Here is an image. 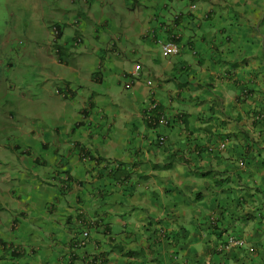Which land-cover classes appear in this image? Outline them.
<instances>
[{
  "label": "crops",
  "instance_id": "1",
  "mask_svg": "<svg viewBox=\"0 0 264 264\" xmlns=\"http://www.w3.org/2000/svg\"><path fill=\"white\" fill-rule=\"evenodd\" d=\"M147 1L91 33L65 78L75 96L46 90L24 142L40 168L0 190L9 264H264V0ZM172 38L180 54L162 58ZM150 92L168 126L144 121Z\"/></svg>",
  "mask_w": 264,
  "mask_h": 264
},
{
  "label": "clouds",
  "instance_id": "2",
  "mask_svg": "<svg viewBox=\"0 0 264 264\" xmlns=\"http://www.w3.org/2000/svg\"><path fill=\"white\" fill-rule=\"evenodd\" d=\"M56 1H60V0H56ZM80 3V9L77 13L73 14L70 13V19H66V17L64 18L65 15H62L61 13L55 11V15H53L52 17H57L58 19L56 21L51 22L47 27H48V34L46 35V39L42 38L44 40L49 41L52 45H57V57L59 58L57 64H53L52 62L46 61L45 59L43 60L40 56H41V52L43 49H45V45L44 44H39L38 46L36 45L35 48H29L27 43L24 40L15 42L14 45L16 47V49L18 51L22 50L24 51L22 48L24 47V44L27 48V50L30 51H35L32 52V54H35L38 58L40 57L41 62L37 63V62H31V61H26L25 58H21L18 57L19 60H15L12 61L11 59L8 60V62H12L14 63L12 66H7L2 64L3 67H6L7 69H13L16 68L17 66H19V68L23 69V72L18 71L19 74H15L14 76H16L17 78H19L20 80H25L26 84H27V89L30 91L31 96L34 98V100L32 101V105L35 108V111L33 113L32 119L28 120L27 118H25L24 116H20L17 119L15 118L14 114L11 111L6 112V110L4 108H6V104H4L3 108H2V113L4 114L6 120L8 121V124H4V125H0V140H3L6 136V134H8V138L7 140V144L2 146L0 145V157L2 158L1 162L6 163L9 165V169H8V173L10 174L11 179L5 178L4 175H2L3 170H0V190H2L4 192L5 195L9 194V195H14V188L18 187V183H19V179L17 178L16 175H14V171L15 168L14 167H20V169L22 170L24 166V168H27L25 166V162L23 159H29V163L31 165V172L35 171L40 165V163H38V166H34L33 163L34 161L38 160V158L34 160V156L36 155L35 152L31 151L30 154L29 153V146L24 145L25 140H29L31 138L32 132L34 131L35 127L37 126V124H34V119L36 116V114H38L37 110L41 111V105L42 102L41 100L43 99L42 97H44L45 95H48L47 91H50L52 89V92H50L52 94V96H57L61 99V101H69V96L70 98L76 95V91L73 90L72 88H70L69 83L67 81H65V78H67L69 76V63H71L73 61L74 58H82L83 51H81L82 46L84 45L86 40L91 39L92 40V36L91 33L93 32V36L94 34L100 33L105 31L106 28H108V23L111 20L109 14L113 15L115 17H119V15H117V13H113V7L114 5H127V0H108V2L105 3L106 5H109L111 7V9L107 12H95L94 15H92L93 13H89V9H87V2L94 4L93 1L94 0H78ZM111 1V3L109 2ZM133 1V5H132V11L134 10H138L139 8H137L135 6L134 0ZM192 1V0H189ZM46 0H42V3H45ZM76 0H69V5L75 3ZM98 0L96 1V6L97 5ZM68 5V6H69ZM193 7V6H192ZM130 9V8H129ZM53 10V9H51ZM50 10V11H51ZM123 10V8H122ZM50 11H49V16H50ZM130 11V12H132ZM59 15H61V19L59 20ZM108 15V16H107ZM74 16L76 17H82L84 20V24L82 29H78L77 27V19H74ZM103 16V17H102ZM112 21V20H111ZM67 25H72L70 27H72L74 30L76 31H81V35L77 36V37H69V34H67ZM111 27V26H110ZM37 36H29L27 38V40H29L30 42H34L37 41ZM114 41V40H113ZM113 41L110 42H104L103 43V47H102V51H100V53L102 54H96V56H99V66L98 68L94 69L92 74H91V80L95 81V82H99L98 79L102 78L101 75V67H102V61H105V58L107 56V54H111L110 58H115L117 57V48L114 47V43ZM7 43H9V40H7ZM11 43V42H10ZM94 43V42H93ZM168 43H172L174 44L177 48L178 51L176 53H170L167 56L163 55V45L168 44ZM41 46V48H40ZM158 47L160 49V54L162 56V58H168L171 56H177L180 54V46L177 43L176 39H169L167 41H159L158 42ZM40 56H38V55ZM18 56H23L21 54H17ZM16 55V57H17ZM93 57H95V54H92ZM88 57V56H87ZM90 60L89 58H87V61ZM1 61V60H0ZM16 61H18L16 63ZM3 63L7 62V61H2ZM59 64V65H58ZM34 65H38L40 70L36 73V76L33 80V84L35 87V90H33L32 84L30 81L27 80V78L25 79L26 74L31 70V68ZM91 66V65H89ZM89 68V67H86ZM85 68V69H86ZM90 69V68H89ZM88 69V70H89ZM88 74V72H86ZM125 73V72H124ZM25 75V76H24ZM92 75L95 76V79H92ZM140 77V66H134V69L127 73L124 74L122 76V87L123 89H130L134 82L136 80H138V78ZM152 80L148 79L146 81V86L148 88L152 87ZM10 88V86L8 87V89ZM81 87L78 85L77 89L79 90ZM8 89L2 91L1 90V86H0V100L3 97H8ZM149 96V102H147L146 107L143 110V118L144 121L148 124H151L153 126H168L169 124H171L173 122V119H171L168 116H165L164 114H162L160 112V110H158L159 108V103L156 100L154 94L152 92H150L148 94ZM39 97V98H38ZM90 103V102H88ZM89 106V105H88ZM87 106V107H88ZM154 106V107H153ZM161 117L165 120L164 124H160L159 120L161 119ZM177 119V118H176ZM15 120H19V122L17 123H13V121ZM178 120V119H177ZM182 122V121H180ZM50 126V125H49ZM38 128V127H37ZM17 131V132H16ZM44 133V129L41 131V135ZM163 138L159 137L158 141L160 143L163 142ZM45 151V150H44ZM45 162H43L44 164ZM22 165V166H21ZM53 178L50 177H46V179L43 181L41 180L40 182L43 185L46 186H51L53 180ZM66 181V180H65ZM16 193V192H15ZM20 196V195H19ZM1 204H3L2 200L0 199V212L2 210H4L1 207ZM88 238V233L87 232H83L82 233V240L79 242V246H84L86 244V240ZM1 239V238H0ZM232 239L234 241H241L243 243L242 246H228V241ZM6 242H4V240H0V246L2 247L4 253L0 256V260H4V259H10L12 261V259L16 258L13 256V254L15 253V250H10V248H5L6 246ZM244 246V242L242 240L236 239L234 237H229L227 239V241L224 243V245L222 247L225 248H229V247H237V248H242ZM8 250V253H7ZM10 250V251H9ZM251 250V251H250ZM253 249L250 248L249 252H252ZM16 255V254H15Z\"/></svg>",
  "mask_w": 264,
  "mask_h": 264
},
{
  "label": "rangeland",
  "instance_id": "3",
  "mask_svg": "<svg viewBox=\"0 0 264 264\" xmlns=\"http://www.w3.org/2000/svg\"><path fill=\"white\" fill-rule=\"evenodd\" d=\"M96 1L97 0L93 1L94 4H91L90 2L86 3L87 9L90 8L89 13H93L92 15H94L95 12H107L111 9L109 5L104 4L105 0H98V6H96ZM106 2H108V0H106ZM109 2L111 3V1ZM127 3V5L117 4L113 7V13H117V15H119L124 20H126L130 16L129 13L130 11H132L133 1L127 0ZM68 5L69 0H46L45 3H42V0H0V86L2 91L7 90L10 86V88L8 89L9 96L3 97L0 100V125L8 124V121L6 120L4 114L1 112L4 104H6V108H4L6 112L11 111L16 119L20 116H24L25 118L30 120L32 119L33 113L35 111V108L32 105V101L34 100V98L31 96L30 91L27 89L25 80H20L19 78L14 76L15 74L23 72V69L17 66L16 68L6 70V67H3L2 64L12 66L14 63L8 62V60H19L18 57L25 58L26 61H33L37 63L41 62V57L43 60L45 59L46 61L52 62L53 64H57L59 60L56 53L57 45H52L49 41L42 38H45L48 34L47 26L51 22L58 19L57 17H52L53 15H55V11L61 13L62 15H65L64 18L66 17V19H70V13H77L81 7L78 0H76L75 3L69 6ZM154 14L159 15V13ZM60 19L61 15H59V20ZM74 19H77L76 21L78 29H82L84 24L83 18L80 16H74ZM70 26L72 25H67V27H65L67 28V34H69V37H77L81 35L80 30L76 31ZM108 26H114L111 20L109 21ZM111 28L112 27H110L109 29ZM29 36H37V41L30 42L29 40H27ZM7 40H9V43H7ZM21 40H24L29 48H35L36 45L38 46L39 44H44L45 49L42 50L41 56L37 54L38 56H40L39 58L35 54H32V52L35 51H30L32 49L27 50L25 44L22 48L24 51H18L14 43ZM17 54H21L23 56H18ZM87 58L93 59L94 57L92 55H89ZM2 61L7 62L3 63ZM17 62L18 61H16V63ZM88 69L89 68L85 69V73L88 71ZM39 70V66L34 65L26 74V76L24 75L25 79L27 78V80L31 82L33 90H35L33 80ZM125 94H127V91L122 90V95ZM48 99V95H45L41 102H46V100ZM37 111L40 112L39 110ZM43 112L44 111L40 113ZM17 122H19V120L13 121V123ZM48 125L50 124L48 123ZM8 137V134H6L5 138L3 140H0V145H6V139ZM1 160L2 158L0 157V170L4 169L2 175H4L5 178L11 179L10 174L8 173L9 165L1 162ZM24 164L27 167V170L31 172V165L29 161L25 162ZM22 167L23 170H25L24 166ZM0 263L9 264L8 260L6 259L2 261L0 260Z\"/></svg>",
  "mask_w": 264,
  "mask_h": 264
},
{
  "label": "built area",
  "instance_id": "4",
  "mask_svg": "<svg viewBox=\"0 0 264 264\" xmlns=\"http://www.w3.org/2000/svg\"><path fill=\"white\" fill-rule=\"evenodd\" d=\"M177 51H178V48L172 43H168V44L163 45V55L164 56H167L170 53H176ZM159 123L164 124L165 120L161 117V119L159 120ZM242 245H243V243L241 241H237V240L234 241L232 239H230L228 241V246H242Z\"/></svg>",
  "mask_w": 264,
  "mask_h": 264
},
{
  "label": "trees",
  "instance_id": "5",
  "mask_svg": "<svg viewBox=\"0 0 264 264\" xmlns=\"http://www.w3.org/2000/svg\"><path fill=\"white\" fill-rule=\"evenodd\" d=\"M92 79L96 80L94 75H92ZM88 105H89V106H92V103L90 102V103H88ZM159 109H160V108H158V110H159ZM200 175H201L202 177H205V176H207V173H202V174H200ZM15 254H17V256L19 257V254H18L17 252H15V253L13 254L14 257H16Z\"/></svg>",
  "mask_w": 264,
  "mask_h": 264
}]
</instances>
